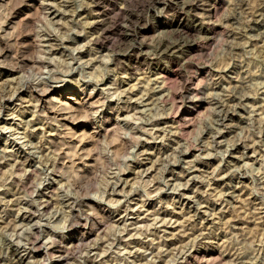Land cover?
Instances as JSON below:
<instances>
[{
  "label": "clouds",
  "instance_id": "clouds-1",
  "mask_svg": "<svg viewBox=\"0 0 264 264\" xmlns=\"http://www.w3.org/2000/svg\"><path fill=\"white\" fill-rule=\"evenodd\" d=\"M0 264H264V0H0Z\"/></svg>",
  "mask_w": 264,
  "mask_h": 264
}]
</instances>
